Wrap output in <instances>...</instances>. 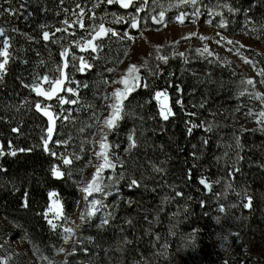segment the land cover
I'll return each mask as SVG.
<instances>
[{"label":"trees","instance_id":"obj_1","mask_svg":"<svg viewBox=\"0 0 264 264\" xmlns=\"http://www.w3.org/2000/svg\"><path fill=\"white\" fill-rule=\"evenodd\" d=\"M179 2L143 0L125 11L118 0L98 7L97 0H12L18 13L0 16L11 57L0 82L5 153L0 156V214L11 224H0V261L27 264L32 255L35 264H264V127L253 126L264 107L244 72L196 53L140 69V86L126 98L116 127L106 133L115 161L105 174L106 207L81 227L66 260L59 259L63 233L48 223L50 195L57 194L62 203L64 225L78 212L83 179L95 160L108 81L131 47L112 32L102 40L93 37L101 24L123 33L134 17L151 16L153 6L166 5L165 12L175 13L171 6ZM0 4L10 7L4 0ZM224 5L239 11L229 12ZM199 7L221 13L214 25L223 18L228 35L244 36L264 51V0H199ZM81 9L80 22L73 23V13ZM92 43L95 51L88 47ZM256 57L264 60V55ZM64 59L68 83L56 100L47 102L23 86L47 91L51 81L61 79ZM80 64L87 67L80 70ZM158 91L166 92L175 113L167 121L159 115ZM37 103L56 123L50 142L51 121ZM14 149L15 156L7 154ZM64 158L71 163L64 164ZM132 180L138 186H130ZM109 213V223L101 226ZM7 237L27 250L7 247Z\"/></svg>","mask_w":264,"mask_h":264},{"label":"rangeland","instance_id":"obj_2","mask_svg":"<svg viewBox=\"0 0 264 264\" xmlns=\"http://www.w3.org/2000/svg\"><path fill=\"white\" fill-rule=\"evenodd\" d=\"M140 1L143 0H139L138 2L133 3L132 6L136 3H139ZM197 1L199 2V0ZM185 4V2H179L172 5L171 7L174 8L173 10H175V13H170V11L165 12L164 8L166 5H155L151 8L152 11L154 10L151 16H148L147 18H139L138 16H136L133 18L135 19L137 24L136 28L131 27V23L133 21L132 19L129 22L130 30H127L126 32L122 33L111 29V32H115L117 34L114 36L119 37L122 40L130 41L131 47L127 50V53L125 54V59L122 62L114 78L108 81V89L104 102L105 110L103 115V121L99 128L98 136L94 141L95 160L88 174L83 179V184L81 186L80 191L81 200L77 214L64 225H62L63 227L73 229L74 232V235L71 236L67 242H65L64 233L62 231L63 245L61 249H63V251H61L60 249V252L58 254L59 259L62 262L66 260L67 255L73 250L77 240V235L80 232L81 227L91 223L99 215L102 209L99 205H97V207L100 208V211L96 213V216L93 217L91 220H88L86 218L84 221H82L81 215L85 213L88 209L89 202L95 199L100 200L102 201V203H104V198H106L105 174L108 170H111L114 167H108L107 165H105V167L100 170L99 174H97L98 166L104 164L103 158L98 157L97 153L101 152L100 143L102 141V138H104L105 134L109 131L104 125V121L106 118L109 117L111 113L110 105L115 102L112 98V93L116 89L123 90L125 88L124 84L119 83L121 79H125L129 84L135 85L129 92L130 94L135 91L141 84L139 74L141 68L146 67L151 63H165L163 59H159L158 57H165L166 59L175 57H191L193 56L192 54L196 53L198 54V56L214 58L220 62L229 64L235 67L236 69L244 72L247 75L248 80H252L254 82L252 85L248 84L250 90L252 91V94L257 100L261 101L264 107V76L260 75V73L264 71V60L262 61L256 57L257 55H264V51L261 49V47L256 46L254 42L248 40L244 36L228 35L222 27H219V21L217 22V25H214L213 23L215 21V17L219 16L216 15L215 12H202L201 7H199L198 15L194 16L193 13L196 11L197 8H195L190 3H187V6ZM181 7L185 8H183L182 11L176 13V10H179ZM142 8L143 7L135 8V10H142ZM161 11H163L164 14H167L170 18L168 19L167 16L164 15L162 18V22H159V25H156L157 22H154L153 17H156L157 20H161L159 16V13ZM181 13H184L185 15L181 16ZM178 17L183 20V23H181L180 20L177 19ZM193 20H195V23L192 22ZM209 21H211V23H209ZM132 32L136 35L132 34ZM109 33L110 32H108V34ZM128 37H132V39H129ZM96 40L98 41V39ZM228 40L238 43L228 44ZM241 45H243V47ZM88 47L93 48V43L89 44ZM85 48L86 46L84 47V49ZM205 48H207V51H205ZM164 53L166 54V56L164 55ZM245 61L251 62L248 63ZM130 65H136L139 68V71L133 74H129L127 70ZM80 66L82 65L80 64ZM133 75L139 77L138 82L132 80ZM161 99H163V97ZM125 100L126 99L123 100V105ZM165 102L170 106L168 96ZM157 103L160 108V104L158 101ZM261 113H264V111H262ZM119 120L116 122V125L118 124ZM260 121H264V117H262L261 115H259L255 119L253 126L255 128L264 127V123H261ZM104 143H106L107 145L105 152L108 156V160L111 162V164L115 165V161L110 156V147L106 139H104ZM94 175L97 176V181L100 182V185L103 188V192L93 191L91 195H88V193L83 191V189L86 188L89 183H94ZM57 213H62L60 219L54 218ZM47 217L51 219L53 223L61 225V220L63 217V207L61 201L55 193L50 195V206ZM0 224H2V226H6L7 228L11 227V224H9L1 214ZM4 244L7 247L16 249L17 252L27 250L26 245H22L16 242V240H14L13 238L7 237L4 241ZM8 256H6V258ZM27 262V264H35L34 256L29 255Z\"/></svg>","mask_w":264,"mask_h":264},{"label":"snow or ice","instance_id":"obj_3","mask_svg":"<svg viewBox=\"0 0 264 264\" xmlns=\"http://www.w3.org/2000/svg\"><path fill=\"white\" fill-rule=\"evenodd\" d=\"M62 2V0H61ZM102 2H107L109 4L113 3L114 0H97V4L94 5V7H98L100 3ZM118 2L120 3L121 7L123 8H128L129 5L133 2V0H118ZM181 2H185V3H190L191 5H193L195 7L197 0H181ZM4 3L9 4L10 7L8 8H3V5L0 4V9H2V11H0V16H3L4 14H8V15H16L18 13V9L11 7L12 4V0H4ZM23 6V4H22ZM224 7L228 8L229 12L235 13L238 12L239 9L236 8H232L231 6L228 5H224ZM247 11V10H246ZM199 13V9L197 8L196 11L193 13V15H198ZM73 15L77 16V20L73 21V23H79L80 19L83 16V9L80 10L79 13H73ZM184 13H181V16H184ZM216 15H221V13H216ZM159 16L161 18V20H157L156 17H153L154 22H162V18L164 16V12L161 11L159 13ZM177 19L180 20L181 23H183V20L180 19V17H178ZM193 23H195V20L192 21ZM64 23L66 25H68V21L65 20ZM209 23H211V21H209ZM81 27H83V25H80ZM227 26V22L222 18L220 23H219V27H226ZM41 27H44L43 25H41ZM131 27L132 28H136L137 24L135 19H133L132 23H131ZM15 31V29H13ZM67 29H64V31H66ZM57 31H61V29H57ZM108 32H111V29H107L104 27L103 24L99 25V29L96 33V36H100V35H106ZM112 35H117L115 32H112ZM127 35V34H126ZM0 37H4L3 41H2V45H0V82L3 81L4 75L6 74V65L8 64L9 60H10V53H9V39L6 36V29L2 26H0ZM96 37H93V39H95ZM129 39H132V37H128ZM43 39L44 40H48L49 39V33L47 31L43 32ZM203 39V37H202ZM223 39V37H222ZM228 44H233V43H238V42H234L231 40L227 41ZM243 47V45H241ZM95 47H93V51H95ZM205 51H207V48H205ZM62 55H64V53H62ZM183 55V54H181ZM159 59H163L165 61V63L167 62V59L165 57H158ZM250 63L251 61H245ZM26 63V61H25ZM67 65L65 64V67ZM83 67H87V65H82L80 70H83ZM128 73L129 74H133L139 71V68L136 65H130L128 68ZM260 75L264 76V71H262L260 73ZM45 81H48V77L45 76L42 78ZM132 80L133 81H139V77L133 75L132 76ZM119 83H122L125 85V88L123 90L121 89H116L113 93H112V98L114 99V103L110 105L111 108V113L109 115L108 118L105 119L104 121V125L107 127L108 130H112L115 125L116 122L121 118V111H122V106H123V100L127 98L129 92L132 90V88L135 86L133 84H129L125 79H121L119 81ZM248 84L252 85L254 82L252 80H248L247 81ZM61 84V81L59 79H56L54 81L50 82V88L47 91H42L41 89H39L37 86L35 85H28V84H24V87H31L32 91H35L37 95H44L47 96L49 99H51L52 95L55 94V92L59 89V86ZM144 87H148L147 84L143 85ZM68 91H72L71 89H68ZM243 94V93H242ZM163 97V99H161ZM155 99L159 102L160 104V111H159V115L162 117L163 120L167 121L169 119L170 116H174L175 113H173L171 107L165 102L167 100V94L166 92L163 91H158L155 93ZM60 102L63 103H75V101H65L63 99H60ZM177 103L181 105V107H183V103L181 100H177ZM36 108L38 111H43L44 115L48 116L49 120L52 121L53 117L52 114L48 111L47 108L41 109V105L39 103L36 104ZM262 117H264V113L260 114ZM67 118V117H65ZM261 123H264V121H260ZM192 127H196L195 125H192ZM210 130V129H209ZM262 131H264V129H261ZM13 131H18L17 129H13ZM52 133V128L50 127L48 129V138H50ZM188 134L191 135V127L188 128ZM48 138H45L44 140V148L47 151V144H48ZM104 139H106V134L105 137L102 138V141L100 143V148H101V152L97 153L98 157H102L104 160V164H101L98 166L97 168V174H99L100 170L103 169L105 167V165H107L108 167H115V165L111 164V162L108 160V156L105 152V149L107 148L106 143H104ZM128 140L130 141L129 147L130 148H134L136 147V143L134 140V137L132 135H129ZM205 144H207V141L204 142ZM11 147V146H10ZM237 147H240L239 142L237 141ZM19 151H24L23 149H20ZM5 153L3 152L2 149H0V156H3ZM8 155H12L15 156L17 154V150H12L9 153H7ZM239 158V157H238ZM64 164H70L71 160L68 158H64L63 159ZM234 171H238V169H235ZM53 173L56 176H60L62 175V173L58 170V169H53ZM93 182L94 183H89V185L83 189V191H85L86 193H88V195H91V193L93 191L95 192H103V188L100 185V182L97 181V176H93ZM200 184L204 185L205 188H210V185H208L206 183V181L204 179H201L199 181ZM130 186H138V182L136 180H132L131 181V185ZM177 195H180V193H177ZM87 199V197H86ZM251 201L249 200V203L245 205V207L250 206ZM97 205L100 206V208H105L106 206L103 205L102 201L100 200H91L89 202V207L86 210L85 213H83L81 215V220L84 221L86 218L88 220H91L93 217L96 216V213L98 211H100V208L97 207ZM25 206H27V201L25 200ZM62 213H57V215L54 217L55 219H60ZM111 216V213L108 214V216H106L104 219H102L101 221V226L106 225L109 223V217ZM66 220V218H65ZM48 223L51 225V227L53 229H56L57 227H61L62 231L64 233V240L65 242L68 241V239L74 235L73 229L68 228V227H63L62 225H58L52 222L51 219L48 220ZM128 223H131V221H128ZM61 251H63V249H61ZM0 264H5V262L0 261Z\"/></svg>","mask_w":264,"mask_h":264},{"label":"water","instance_id":"obj_4","mask_svg":"<svg viewBox=\"0 0 264 264\" xmlns=\"http://www.w3.org/2000/svg\"><path fill=\"white\" fill-rule=\"evenodd\" d=\"M138 1L139 0H133V2L129 5L128 8H123V7H121V8L123 10H125V11H128L131 8L132 4L135 3V2H138ZM118 4L120 5L119 2H118ZM156 25H159V24L156 23ZM107 34L106 35L96 36V39L102 40V39H104L107 36ZM65 64L67 65L66 67H65ZM67 71H68V62H67V59H64L63 60V68H62V72H61V79H60L61 84L59 86V89L55 92V94L52 95L51 99H49L47 96L43 95L44 99L47 102H52V101L56 100L58 97H60V96H62L64 94L66 86H67V83H68ZM50 125H51L50 127L52 128V133H51V136L49 138V142L52 140V138L54 136V133H55V129H56V123L53 121V119H52Z\"/></svg>","mask_w":264,"mask_h":264}]
</instances>
